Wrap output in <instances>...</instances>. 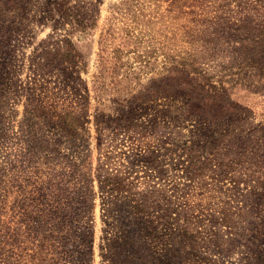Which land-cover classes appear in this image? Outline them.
<instances>
[{"label":"rangeland","instance_id":"374dc122","mask_svg":"<svg viewBox=\"0 0 264 264\" xmlns=\"http://www.w3.org/2000/svg\"><path fill=\"white\" fill-rule=\"evenodd\" d=\"M118 2L100 0L97 25L88 35L40 24L32 12L30 26L0 23V264H264V151L253 164H260L256 172L239 161L236 184L220 181L217 169L195 178L173 153L187 138L174 139L169 122L127 129L123 107L96 98V90L104 99L122 97L114 83L119 78L99 72L101 33ZM162 12L171 20L156 26H162L156 37L184 33L187 15ZM62 34L70 35L80 59L76 73L65 72L46 53ZM155 65L156 71L133 82L129 96L160 75V63ZM77 84L90 90L89 101L78 99ZM244 99L251 107L242 123L264 125V96ZM65 109L84 118L83 130L68 131L57 116L44 123L47 113ZM86 168L94 177L90 185ZM103 175L126 178L130 193L108 199L101 189L111 184L101 181ZM87 185L93 199L85 197ZM143 189L156 200L147 201L145 214L133 200ZM148 219L158 224L157 237L146 234ZM108 222L115 223L113 232L106 230ZM88 226L94 227L92 241L85 237ZM111 237L113 254L104 248Z\"/></svg>","mask_w":264,"mask_h":264},{"label":"trees","instance_id":"16d2710c","mask_svg":"<svg viewBox=\"0 0 264 264\" xmlns=\"http://www.w3.org/2000/svg\"><path fill=\"white\" fill-rule=\"evenodd\" d=\"M163 2L168 3L165 8L168 14L181 12L189 17L184 33L177 34L179 41L175 33L170 37L166 35L165 39L156 37L162 28L156 26L171 20L162 12L165 10ZM99 3L100 0H0V23L30 26L35 23L29 16L32 12L39 16L40 24L53 29L70 26L88 35L97 25ZM111 11L108 27L100 38L99 72L101 77L113 73L119 78L114 83L122 97L104 99L105 93L96 90L100 92L96 98L101 103L107 100L123 107L121 124L127 129L132 125L149 124L146 122H151L153 127L156 121L169 122L174 139L180 135L187 138L182 145L178 143L179 149H173V153L184 170L195 178L217 169L221 173L220 181L231 179L236 184L234 171L240 162L247 163L252 173L256 172L260 164L256 167L253 164L264 151V125L246 126L242 122L246 119L243 113L251 107L244 98L264 96V0H236L234 3L230 0H184L182 3L178 0H119ZM62 35L46 53L57 58L65 72L76 73L80 59L70 35ZM158 62L160 75L137 95L129 96L133 82L156 71ZM205 66L213 68L214 73ZM76 94L80 95V101L91 98L86 86L77 84ZM130 103L132 106L128 109ZM166 103L167 108L159 109V105ZM153 109L154 116L149 117ZM56 116L59 124L73 133L83 130L86 123L84 118L66 109L55 115L47 113L44 123ZM185 129L187 132H182ZM44 158L45 163L51 159L48 154ZM88 169L84 180L90 185L94 177ZM100 179L111 184L101 189L108 193V199L130 193L126 178L103 175ZM199 183L204 184L196 180V184ZM88 185L85 197L93 199L94 189ZM152 196L151 191L143 189L138 199L133 198L138 201L134 206L143 214L147 213L150 207L147 201H156ZM230 219L225 216L223 223L229 225ZM144 221L148 222L144 225L146 234L156 233L157 237L158 224L149 219ZM107 225L106 230L113 232L115 223ZM57 229L62 230V226L58 225ZM85 230V237L92 241L94 227L88 226ZM113 240V237L108 238L104 246L111 254L116 246Z\"/></svg>","mask_w":264,"mask_h":264}]
</instances>
